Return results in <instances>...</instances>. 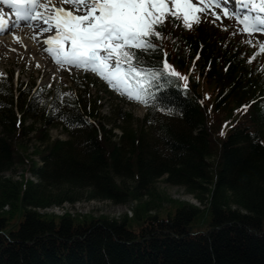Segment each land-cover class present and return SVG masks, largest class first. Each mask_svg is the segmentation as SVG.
Wrapping results in <instances>:
<instances>
[{
	"label": "trees",
	"instance_id": "obj_1",
	"mask_svg": "<svg viewBox=\"0 0 264 264\" xmlns=\"http://www.w3.org/2000/svg\"><path fill=\"white\" fill-rule=\"evenodd\" d=\"M198 45L192 37L173 43L175 62L183 66ZM202 51L198 64L212 57ZM241 62L226 50L221 65L212 58L206 77L218 92L213 112L225 119L254 97L249 67L239 68ZM164 83L158 102L175 107L178 118L158 121L154 142L143 135L144 124L126 127L115 141L103 126L85 121V102L64 119L75 127L71 137L51 139L26 117L18 124L13 96L0 101V264H264L262 106H250L247 128L214 141L211 128L220 130L214 120ZM20 107L25 116L32 111L26 100ZM29 142L39 144L40 161L27 178L15 177L18 151ZM159 179L182 187L195 202L167 198L172 205L165 207L166 196L153 191ZM82 201L139 203L131 217L118 219L46 214Z\"/></svg>",
	"mask_w": 264,
	"mask_h": 264
},
{
	"label": "snow or ice",
	"instance_id": "obj_2",
	"mask_svg": "<svg viewBox=\"0 0 264 264\" xmlns=\"http://www.w3.org/2000/svg\"><path fill=\"white\" fill-rule=\"evenodd\" d=\"M170 2L174 7H169L166 0H58L56 4L48 2L44 5L41 0H2L4 5L11 6L17 19L32 23L40 21V31L47 29L52 33L46 37L47 50L58 64L98 73L117 94L144 104L151 102L153 106L156 103L153 81L161 76L169 80L182 77L169 63L166 52L163 58L160 57L161 50L153 43L154 38L161 36L157 28L163 24L166 15L182 20L186 28L200 23L196 15L200 9L193 0ZM209 2L221 4L223 0ZM236 2L239 5V0ZM247 2L255 14L233 11L232 15L245 30L264 32V0ZM63 4H72L74 8ZM228 12L229 8L225 6L224 14ZM4 27L5 21L0 15V30ZM261 48L264 49V44ZM165 86L164 81H160V87ZM176 87L186 91L187 83H177Z\"/></svg>",
	"mask_w": 264,
	"mask_h": 264
},
{
	"label": "rangeland",
	"instance_id": "obj_3",
	"mask_svg": "<svg viewBox=\"0 0 264 264\" xmlns=\"http://www.w3.org/2000/svg\"><path fill=\"white\" fill-rule=\"evenodd\" d=\"M166 2L169 7L172 6L171 2H168L167 0ZM194 4H196L197 7L200 9L199 12H196V15L198 17L199 16L208 17L214 20L215 22H217L221 26L219 27L218 30L219 33L230 35V37L234 38L235 40H238L245 46L250 44L249 46L264 52V49L261 48V45L264 44L263 37L260 36L252 37L251 33L241 28L239 25H237L233 19L227 16L222 17L220 10L218 8L216 10L212 9L211 11H208L206 13L203 10V5H200L198 3H194ZM36 33L39 36H41L40 39H42L43 33H41L40 30H36ZM18 48L19 50L17 51H13V48L5 45L0 48V70L5 71L6 69L8 70L12 68L14 71L16 69H19L20 78L24 82L26 81L30 83L31 80L36 79V82L42 80L46 82L45 84H51V85L59 84L64 88L71 87L69 86V84L74 78L73 74L78 73L77 67L58 64L56 61H54L53 57H49L48 54L44 52V50L43 51L38 50L37 52L39 54V58H41V55H44L46 57V59H44V64H46L47 66L42 67L39 65L38 62L34 61L35 60L34 52L28 51V53H24V51L22 50V46H18ZM24 55H26V57H24ZM88 74L90 76L93 75L92 71L90 70L88 71ZM87 88L91 96L101 100L100 102L101 106L99 111L102 114H105L108 117H110L111 122H113L114 116L119 112V108H121L124 112H132L134 117H141L143 114L141 110L135 108L134 106L124 104L123 102L114 98L111 93L106 92L103 86L93 83L88 85ZM221 118L222 117H219V119ZM30 123L31 122L29 121V124ZM219 123L220 121L217 123V126L219 125ZM108 125H111V123ZM38 127H40V125H38ZM46 129L49 130L48 133L52 138L67 137L66 134L62 131V128L60 126L59 127L49 126ZM116 131H118L117 133H120L119 129H116ZM212 133L213 136L215 137L214 132ZM34 135H36V132L34 133ZM217 138H219L218 135L216 136V139ZM38 148H39V144L35 142H31V143L29 142L28 145L27 144L22 145V149H20L17 154L18 155L17 166L19 171L15 177H17L18 175L22 176L24 174V176L27 178L26 173H28L27 172L28 168L32 166L33 163L34 164L39 163L40 157L37 154H35ZM26 164L27 166L25 168L21 167ZM21 169H25L23 170L24 171L23 173ZM153 191L156 192L155 196L158 198H162L163 195L166 196L164 198V200H166L167 202L165 203V207L172 205L171 203L168 202L167 198L184 201V202H192V203H194V200H196L192 195L184 191L182 187L169 184L164 179L158 180ZM138 203H139L138 201H131L126 204H116L110 201H91V203L82 201L81 203H77L74 205L65 203L62 204L61 206H56V205L52 206L50 209H47L46 214H50V216L51 215L58 216L64 213H68V214L70 213L73 215L82 214V215H89L94 217L106 216L109 218L118 219L124 215H128L129 217H131L132 213H134L133 210L136 208V205ZM175 206L176 205L172 206V208H174ZM169 208L170 209L168 210H171V207ZM161 215L165 216L166 214L164 212ZM200 227H205V226L201 225Z\"/></svg>",
	"mask_w": 264,
	"mask_h": 264
},
{
	"label": "bare ground",
	"instance_id": "obj_4",
	"mask_svg": "<svg viewBox=\"0 0 264 264\" xmlns=\"http://www.w3.org/2000/svg\"><path fill=\"white\" fill-rule=\"evenodd\" d=\"M26 23V22H25ZM28 24V23H27ZM31 24H32V22H31ZM8 35V34H7ZM6 35H3V37H5ZM13 38V37H12ZM14 39L16 40V37H14ZM9 42H10V40H8ZM18 41H19V38H18ZM29 41H30V39L29 38H27V37H23L22 38V42H23V44L24 45H26L25 46V49L26 50H28L29 51V49L31 48V47H34V46H37L36 44H35V42L34 41H30V43H29ZM31 50V49H30ZM33 50H35V48H33ZM27 51V52H28ZM33 182V181H32ZM67 202V201H66ZM80 202V201H79ZM70 214V213H69ZM68 215V214H67Z\"/></svg>",
	"mask_w": 264,
	"mask_h": 264
}]
</instances>
